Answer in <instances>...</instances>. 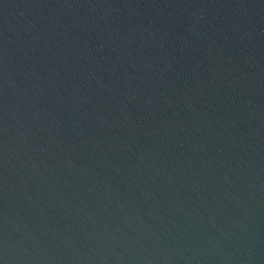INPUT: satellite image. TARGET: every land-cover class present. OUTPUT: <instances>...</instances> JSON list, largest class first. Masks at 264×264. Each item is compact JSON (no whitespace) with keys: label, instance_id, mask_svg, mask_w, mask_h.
Masks as SVG:
<instances>
[{"label":"water","instance_id":"water-1","mask_svg":"<svg viewBox=\"0 0 264 264\" xmlns=\"http://www.w3.org/2000/svg\"><path fill=\"white\" fill-rule=\"evenodd\" d=\"M0 264H264V0H0Z\"/></svg>","mask_w":264,"mask_h":264}]
</instances>
